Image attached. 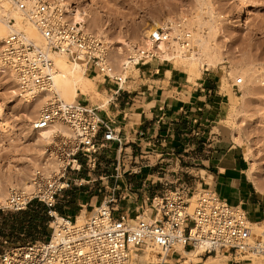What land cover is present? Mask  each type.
<instances>
[{
  "label": "built area",
  "instance_id": "obj_1",
  "mask_svg": "<svg viewBox=\"0 0 264 264\" xmlns=\"http://www.w3.org/2000/svg\"><path fill=\"white\" fill-rule=\"evenodd\" d=\"M6 1L44 40L43 46L37 45L16 29L15 18L7 20L10 29L0 41V66L14 72L24 98L33 100L52 90L57 69L49 52L57 51L84 67L87 75L104 76L113 86L107 89L111 96L108 103L117 101L123 82L109 74L110 46L101 36L76 22L58 0ZM165 30V26L156 27L148 34L150 48L135 49L128 55L126 66L172 61L173 57H161L158 43H163L167 51L177 49L183 55L192 49V37L183 21L173 22L169 31ZM239 83L238 79L232 85ZM103 112L89 102L68 103L57 92L50 94L32 128L45 129L56 122L68 128V134L54 131L47 145L59 169L53 173L43 168L35 170L27 190L10 188L6 200L0 201V212H21L33 202L41 203L48 209L51 232L44 239L0 252V264H131L134 251L144 249L155 250L159 258L147 264H168L181 249L196 251L200 258L220 255L235 264L264 256V241L255 237L245 212L201 185L184 183L177 188L165 180L148 204L140 203L132 215L115 214L111 198L94 204L81 223L70 215L58 214L55 204L78 181L77 174L84 170L89 176L101 152L107 151L111 143L121 142L119 132Z\"/></svg>",
  "mask_w": 264,
  "mask_h": 264
},
{
  "label": "rangeland",
  "instance_id": "obj_2",
  "mask_svg": "<svg viewBox=\"0 0 264 264\" xmlns=\"http://www.w3.org/2000/svg\"><path fill=\"white\" fill-rule=\"evenodd\" d=\"M72 1L74 4L72 6L65 4V8L85 9V1ZM201 1H203V5H198L199 2L197 0H96L103 17L97 13L93 14V19L96 20V23L102 22V24L105 20L103 25L107 26L106 34L112 41L123 39L132 44L133 41L138 43L142 42V40H147L148 34L145 32L152 24H155V28L164 27L167 22L183 21L184 19L181 18L184 17L186 19L183 22L184 26L191 30L193 36V20L198 15H201L200 18L207 19L210 11L215 9L214 16L216 14L220 15L219 21L217 19L216 21L221 22L216 24H218V27L221 26L219 27L220 33L216 35L214 43H216V47L225 49L224 52L221 51V55L223 54L227 58V63L218 62L214 67H210L207 70L208 73L215 75V80L218 82L220 90L229 94L231 105L229 108V124L237 136V142L242 144L245 153L251 160V167L256 171L251 168L250 172L256 175L264 187V0H246L242 6L238 4L237 0ZM202 12L203 15L201 14ZM204 12L207 16L204 15ZM167 17L170 19L168 20ZM106 23L107 25H105ZM84 25L86 28L87 26L89 27L88 24L87 26L86 24ZM90 27L87 29L94 33L97 32L95 31V26L91 25ZM99 36L102 37L100 34ZM105 42L108 41L105 40ZM143 43L145 42L143 41ZM108 44L111 45V42H108ZM132 46L134 45L132 44ZM131 52H127L126 55H130ZM169 52L172 53L173 50ZM177 52V49H175L172 53V55H175V60L173 58L172 62L176 67L187 72L185 56L181 52H178V54ZM127 71L125 72L127 73L125 75V83L122 85L123 89L131 86L132 77H137V66H129ZM196 71L201 70L198 69ZM87 76L92 78V74ZM236 77L242 78V82L233 87L232 84H235L234 78ZM94 83L96 91L102 95L101 98L110 100V91L107 89L108 87L113 89V86L107 83V79L104 76H98L94 78ZM14 87L15 80L7 74H0L1 117L8 126L15 129L7 138H4L3 134L0 133V178L2 180L4 179L2 175L5 177L7 174L8 176L12 174L9 171L13 172V170H23L24 174L31 173L30 177L33 174L32 168L29 166L31 165L29 162H33L32 159L34 157L32 154L29 155V152L33 149L32 141H25V139L38 112H35V110L37 111L36 107L31 105L28 108L24 104L26 102H22V100L11 101L10 90ZM86 102L92 104L88 96L82 95L78 99L80 104H85ZM100 103H102V100L98 99L96 104L93 105L99 107ZM108 105L109 103L105 107L99 108L106 110ZM109 151H112L111 146L107 151L101 152L96 168L93 172H90L89 176L86 175L84 170L77 174V180H82V182L76 181L70 185L63 197L56 202L55 209L58 214L75 217L81 210V212L84 211L83 219L86 214L92 211L94 204L99 205L101 201L110 198L106 192L105 183L101 187L100 185L103 181L98 179L99 176L105 173L104 163L109 161L105 159V156L111 155ZM14 173L16 172H13L15 177ZM90 179L97 181L87 183V180ZM262 189L264 190V188ZM95 195L98 198L97 203H94L95 199L91 198L92 196L95 197ZM84 204H86L85 207L82 206ZM112 205L118 211L122 210L118 201L113 202ZM132 208L135 209L137 206L132 205ZM126 210L123 209L121 212H115V214L125 213ZM47 211V207L43 204L33 202L25 211L0 212V252L27 241L46 238L51 232V220ZM255 227L253 224V231L258 228L257 232L254 233L255 237L261 240L264 239V233H262L264 228L259 226L263 228L262 230L259 227L255 229ZM217 257L218 260L212 264H235L226 261L221 256ZM205 260L206 258L204 257L203 260L192 264H207L208 262L204 263ZM243 264H264V256L253 257L250 261Z\"/></svg>",
  "mask_w": 264,
  "mask_h": 264
},
{
  "label": "crops",
  "instance_id": "obj_3",
  "mask_svg": "<svg viewBox=\"0 0 264 264\" xmlns=\"http://www.w3.org/2000/svg\"><path fill=\"white\" fill-rule=\"evenodd\" d=\"M188 76L172 61L137 66L131 86L103 110L121 142L110 145L100 186L105 183L113 202L132 215V205L148 202L165 180L201 185L239 206L252 224H264V187L250 178L251 160L234 140L229 94L207 69ZM91 198L98 202L97 195ZM183 258L174 254L168 264H182Z\"/></svg>",
  "mask_w": 264,
  "mask_h": 264
},
{
  "label": "bare ground",
  "instance_id": "obj_4",
  "mask_svg": "<svg viewBox=\"0 0 264 264\" xmlns=\"http://www.w3.org/2000/svg\"><path fill=\"white\" fill-rule=\"evenodd\" d=\"M58 1L61 2V4L64 6L65 11L71 17H73L76 22L86 24V26L88 24L89 27L87 26V28H91L90 27L91 25H93V27L95 26L96 27L95 31L98 32V33L97 32H95V33L98 35L99 34L102 35V37L106 41L111 42V45H109L110 46L109 59L111 62V71L109 72V74H113V75H116V76L121 78V80L123 82L121 84V88H122V85L125 83V79H126L125 75L127 74L125 72L129 68V66H126L127 58H128V56L126 55L127 52H129V51L133 52L135 50V48L137 50H140L142 48L149 49L151 46L150 42L147 40H142V42H138V43L133 41L132 44L134 46H132L131 43L129 44L127 41H124L123 39H117L116 41H112L110 38H108L107 34H106L107 26L103 25L105 23L104 22L105 20L103 21V24H102V22L101 23L98 22L99 20L97 21L98 23H96V20L93 19V14H97V13L101 17H103V15H101V11L97 5L96 0H82V1H85V9L84 10H79V9H75V8L69 9L68 7L65 8V4L70 5V6H72V4H74L72 0H66V1L64 0L65 2L63 0H58ZM197 1L199 2L198 5L199 4L203 5V3H202L203 1H201V0H197ZM237 2L239 5L242 6L246 2V0H237ZM204 4H205V2H204ZM213 9H214V7H213ZM214 11H215V9H214ZM214 11H210L209 18H207V19H204L203 17L200 18L201 15L199 16L198 14H196L199 17L197 16L193 20V22H194V33H193L194 35L193 36H192V32L190 29L186 28V30H185L188 33L190 32V35H191L192 41H193L192 43L194 45L191 47L192 49L188 50V54H184L185 61H186V69H187V72L189 75L188 76L189 80H191L192 77L195 76V74L197 72L196 70L208 69L210 67H214L216 64H218V62L222 63L224 61V58H226L223 54L221 55V51L224 52L225 49H221L218 46L216 47L215 46L216 43H214L216 35L218 33H220L219 27L221 26L220 25L218 27L217 25L221 22L216 21V19L218 20L220 18V15L216 14L214 16ZM178 13H182V12H178ZM216 13H218V12H216ZM201 14L203 15V12ZM204 15H206L205 12H204ZM206 16H204V17H206ZM10 17H13L16 19L15 25H16L17 30H21L28 39H31L37 45H40V46L44 45V40L42 39L40 34L34 29V27H32L30 24H28L27 22L22 20L19 16V13L16 12L15 10H13L6 0H0V41L2 40V38L5 35H7L8 31L10 29V27L7 24V20ZM167 19L169 20L170 18L167 17ZM181 19H184L186 21L185 17L181 18ZM191 19H192V17H191ZM184 20H183V22H184ZM180 21H182V20H180ZM172 23H173L172 21H169L165 24V27H166L165 31H169ZM216 23H218V24H216ZM105 25H107V23ZM154 29H155V24H152L151 26H149L148 30L145 33L150 34L152 31H154ZM143 41L145 43H143ZM157 47L159 48L158 53L161 54L162 58L170 59L172 56H174L173 58L175 60V55L174 54L172 55L174 50L172 53L167 51L166 48L164 47L163 43H158ZM175 53H176V51H175ZM177 54H178V52H177ZM49 56L53 60L55 66H56V69H57V72L53 78V82L50 85V88L52 90H50V92H45L43 95H41L38 98H34L33 100L32 99L31 100L26 99L21 95L20 91L17 88V77L14 74V72L7 69L5 66H0V74H4V75L7 74L13 80H15V87L10 90L12 102L14 100H18V101L22 100V102H26L24 104H26V106H28V108L31 105L36 107L37 111L35 110V112L39 113V111L46 105L47 99L50 96V94H52V92H57L58 97H60L61 99H63L65 102H68V103L76 102V100H78L83 95L85 97L88 96L90 98L92 104H96V101L98 99H101L102 103L99 104V107L103 108L106 106V104L109 102L108 98L106 97L107 98L106 100L102 99L101 98L102 95L100 93H98L95 89L96 87H95V83H94V78H96L100 75H95L92 78L88 77L85 68H83L78 63H74V62H71L70 60H68L67 56L63 53H60L57 51H50ZM168 74L169 73L167 72L166 75H168ZM234 79H235V82H237L239 78L236 77ZM239 80L241 83L242 78H240ZM103 98H104V96H103ZM94 106H96V105H94ZM25 116L27 117V115H25ZM58 130L63 134L69 133L68 132L69 130L66 126H64L61 123H57V122L52 124L50 127L45 128V129L34 130L31 127L30 131L28 130L29 134H27V138L25 139V141L26 140L32 141L33 149L31 148L32 150L30 152H29V150H27L30 153L29 155L32 154V156H34L32 159L33 162H31V163L29 162V164H31V165L28 164L32 168L31 169L32 173H33V171H35L37 169H42V168L47 173H53L59 169L58 163L55 162L52 158H50V154H49V151L47 149V145L51 141V136H52L51 134L54 131H58ZM14 131H15V129L13 127L8 126L5 123V121H3L2 117H1V113H0V133L3 134V137L7 138ZM235 137L236 138L234 140L237 141V136H235ZM29 144H31V143H29ZM247 159L249 160L248 156H247ZM29 161H30V159H29ZM15 169H17V168H15ZM9 172L12 174H9L8 176L6 174L5 177H4V175H2L4 178L3 180L0 178V201L1 202H4L6 200L7 195L9 193L8 191L10 188H19L22 190L29 189L30 174L31 173H29V174L25 173L24 174L23 170L22 171L13 170V172H16V173H14V175H16V176L14 177L13 172L12 171H9ZM2 174H4V173H2ZM249 176H250V178L253 179V182L257 186V188L260 189L261 187H260V184L258 182L256 175L254 173L250 172ZM178 187H180V182L177 183V188ZM146 203L147 202H145L144 205H146ZM83 214H84V211L78 213L75 216L77 223L83 222V220L85 218L84 217L82 219ZM254 226H256V227L262 226L264 228L263 223L262 224L261 223L260 224H254ZM256 227H255V229H256ZM263 228H260V229L263 230ZM256 230L254 231V233L257 232ZM262 233H264V231H262ZM262 240H264V239H262ZM178 254L180 256L184 257L182 262H181L182 264H192L193 262L200 261V257L197 256L198 252H196V251H186V250L181 249V250H179ZM217 256H220V255H217ZM217 256L216 257L215 256L214 257L213 256L207 257L206 263L208 262L207 264H212L213 262L217 261L218 260ZM157 261H159V258L157 256V252L155 250L144 249V250L134 251L133 260H132L131 264H147L149 262H157ZM220 264H223V263H220Z\"/></svg>",
  "mask_w": 264,
  "mask_h": 264
}]
</instances>
